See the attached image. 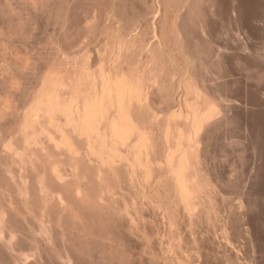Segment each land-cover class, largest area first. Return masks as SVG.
<instances>
[{
    "label": "bare ground",
    "instance_id": "1",
    "mask_svg": "<svg viewBox=\"0 0 264 264\" xmlns=\"http://www.w3.org/2000/svg\"><path fill=\"white\" fill-rule=\"evenodd\" d=\"M156 1L141 9V23L131 19L141 24L138 28L117 18L121 25L101 30L106 32L96 57L83 46L68 51L86 34L75 41L66 34V43L56 37L63 45L54 39L58 52L43 59V70L48 68L29 87L32 91L21 82L24 69L35 66L17 41L22 13L7 1L0 3V252L10 264H43L45 256L56 264H78L80 257L89 259L94 245L110 260L123 261L111 227L146 222L147 206L166 221L162 250L152 253L192 264L184 244L197 242L193 234L201 223L217 225L220 210L204 168L202 142L229 105L203 82L207 66L196 57L193 36L185 34L190 24L205 32L206 19L201 21L195 10L206 0L193 1V22L182 20V26L176 6L183 0L173 1L176 6L158 0L159 16L152 21ZM25 2L59 25L68 22L71 0ZM89 27L82 31L96 32ZM178 91L182 104L175 107L171 101ZM157 98L166 99L167 107L158 108ZM184 225L191 237L184 236ZM144 234L151 239L148 231ZM224 235L229 237L225 228ZM24 242L30 250L21 247Z\"/></svg>",
    "mask_w": 264,
    "mask_h": 264
},
{
    "label": "rangeland",
    "instance_id": "2",
    "mask_svg": "<svg viewBox=\"0 0 264 264\" xmlns=\"http://www.w3.org/2000/svg\"><path fill=\"white\" fill-rule=\"evenodd\" d=\"M5 1L22 13L23 28L19 31L17 36L19 43H17L21 46L22 54L25 53L27 56L26 53L29 52V56L24 57L30 59L32 56V61L30 59L29 62L31 65L35 64V66L30 65L32 68L28 66L24 69L27 76L21 82L28 91L31 90L29 87L37 85L39 73L48 68L46 64L47 68L43 70L45 62L47 63V61L43 62V59L51 58V55L55 54L54 41L59 40L56 37L66 43L65 40L68 37L69 40L75 41L84 33L86 37L80 41L81 43L71 44L72 48L69 46L70 49L67 50L71 52L72 49L74 52L86 47L90 48L93 57H96L95 50L102 47L100 45L103 42L101 43L100 40H104L103 35L106 32L99 34L101 30L102 33L104 28L108 30L110 27L107 25L113 28L118 27L122 24L120 21H118L119 24L117 22L120 18L121 22L124 18L125 22L128 19L133 24L135 22H132L131 19H133L141 23L138 18L141 9L150 3V0H145L146 2L119 0L124 2L122 5L115 0L114 3L119 2L121 4H118L122 5L118 7V4L117 6L113 4V0H110L111 2L109 0H71L72 3L70 2L68 7L70 10L68 9L69 12H67L68 22L59 25L46 14H41V10L37 9V13L31 6L35 9L34 11L30 7L31 4L28 5L25 0H0V3ZM173 1L175 0L169 3L172 4ZM193 1L183 0L184 6L181 2H178L180 5L176 3L179 8L173 3L177 10L176 19L179 18L180 25L183 24L182 20H185L188 25L189 21L193 22L190 19L193 18V15L190 17L191 14H194L192 10L196 9L192 5ZM206 3L203 2L204 7L197 6L198 9L200 8L199 12L195 10L200 14L201 21L206 19L202 22L206 24H204L205 32L196 31L197 27L190 24L189 30L185 27V30L189 32L186 30L184 33H188L187 36L190 38L193 36L192 41L188 38L190 44L199 45V49L192 46L197 50V52L194 50L195 53L199 55L196 57L203 58L202 61L207 66L208 72L204 75L203 82L212 89L210 93L218 95L221 101L229 105L221 109L218 122L202 142L204 168L215 184V197L220 217L215 227L201 223L193 234L198 239L197 242L188 240L184 244V250L185 254L191 257L192 264H264V0H211V2L206 0ZM154 5L156 9L152 7L154 10L151 8L153 12L149 13V17L152 15L150 17L152 21L158 19L159 1L157 0ZM2 6L0 5V9ZM113 6L117 7L116 10L115 7L112 8ZM111 10L115 15L110 14ZM190 10L192 13L189 15ZM125 15L127 18L124 17ZM86 18L91 20L86 24L87 27L90 25L89 29H91L93 26L95 33L93 28L91 29L93 32L82 31V28L86 27L83 24ZM139 23L133 27L138 28L141 25ZM185 23L184 26L187 25ZM62 36L64 39L61 38ZM152 38L153 36L150 40ZM59 41L58 43L63 45V41ZM195 53L194 55H197ZM180 92L178 91L171 101L175 107L182 104ZM155 105L158 108H166L168 101L162 98ZM145 211L146 222H140L137 227L126 228L117 224L111 227L116 234V239L121 242L122 253L125 255L123 261L110 260L101 247L94 245L91 250L89 249V259L84 260L80 257L77 260L78 264H179L176 260L167 261L163 255L152 253V251L160 253L162 250L160 234L165 231L166 221L162 213L151 206H147ZM224 228L228 231V238L224 235ZM182 230L185 237H191L187 226L184 225ZM145 231L150 233V240L145 236ZM21 247L30 250V245L26 242L22 243ZM8 257L0 252V264H10ZM31 257L28 258V262L30 259L33 260ZM45 257L43 261H47L43 264H56L48 256Z\"/></svg>",
    "mask_w": 264,
    "mask_h": 264
}]
</instances>
